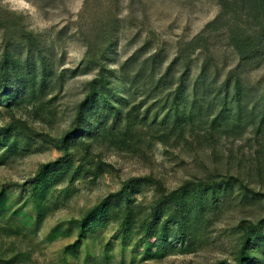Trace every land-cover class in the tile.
<instances>
[{
  "label": "rangeland",
  "instance_id": "rangeland-1",
  "mask_svg": "<svg viewBox=\"0 0 264 264\" xmlns=\"http://www.w3.org/2000/svg\"><path fill=\"white\" fill-rule=\"evenodd\" d=\"M233 34L251 36L248 55ZM12 69L37 86L0 106L4 260L234 264L246 232L264 235V1L0 0V80ZM94 79L100 101L77 126ZM132 179L135 226L99 218L73 248L87 212ZM183 186L208 194L184 196L195 231L167 224L169 243L143 241L142 223ZM56 225L70 235L51 242Z\"/></svg>",
  "mask_w": 264,
  "mask_h": 264
},
{
  "label": "trees",
  "instance_id": "trees-1",
  "mask_svg": "<svg viewBox=\"0 0 264 264\" xmlns=\"http://www.w3.org/2000/svg\"><path fill=\"white\" fill-rule=\"evenodd\" d=\"M262 2L264 0H261ZM253 9L258 10V16L262 14L261 7L255 5ZM260 9V10H259ZM233 34L231 37L234 48L238 51L239 55L246 56L251 50L252 38L251 36ZM3 76L0 80V106L11 107L18 103L20 98H24L27 92L32 93L36 90V76L27 74L24 78L17 77L14 69L8 70V72H2ZM161 77L158 82L163 80ZM99 79L92 81V89L85 95L83 101L79 104L76 114L77 126L84 124L88 120V113L94 110L98 105L101 95V87L98 82ZM45 80L42 78L38 84V87H44ZM100 87V88H99ZM117 114L114 108H109L102 112L105 118L113 117ZM176 115L179 114L176 112ZM181 117H178L177 122L174 125V129H177V124H180ZM264 121V116L261 118V122ZM261 126V125H259ZM259 128V127H258ZM77 130H72L62 140V147L64 150H68V140L72 139L73 142L79 140L82 136ZM76 139V140H75ZM44 166L43 169H46ZM142 184V179H132L125 186H123L118 192L109 195L99 205L87 212L85 217L79 223V232L77 240L72 245L73 248L78 249L82 245V240L86 237V232L92 224H95L99 218L108 217L113 222H118L121 229L132 228L137 223L139 214L135 213L130 206V196L137 193V187ZM229 182H227V185ZM206 189H202L200 194L207 196ZM211 190V188H210ZM215 190H212L210 195H214ZM200 194H191L188 191L187 186H183L178 190H174L168 194L163 195L161 202L158 203V207L149 214L147 219L142 223L144 231L143 241L154 240L160 243H169L172 236L168 235L167 224H172L183 231L181 238L185 239V234L194 232L195 227L189 219V216L196 213L189 204H186L184 196H200ZM9 210L7 202L4 198H0V213H4ZM17 213V212H16ZM14 213V214H16ZM18 216V215H17ZM26 217L25 214H22ZM30 218V217H29ZM164 218V219H163ZM70 232H64L60 225H56L49 233L47 239L51 242L57 240L60 237H68ZM252 240V241H251ZM256 242V244H255ZM254 245H262V251L255 249ZM161 252L158 251L157 255ZM4 256L0 253V264H13L16 258L4 260ZM234 264H264V235L261 233V228L256 229L252 234L246 232L241 239V250L239 256Z\"/></svg>",
  "mask_w": 264,
  "mask_h": 264
}]
</instances>
